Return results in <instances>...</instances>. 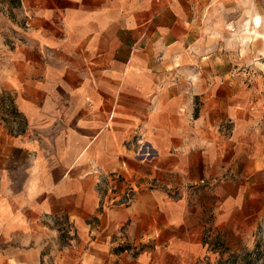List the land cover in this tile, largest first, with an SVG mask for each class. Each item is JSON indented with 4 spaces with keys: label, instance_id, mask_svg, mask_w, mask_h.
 Instances as JSON below:
<instances>
[{
    "label": "crops",
    "instance_id": "crops-1",
    "mask_svg": "<svg viewBox=\"0 0 264 264\" xmlns=\"http://www.w3.org/2000/svg\"><path fill=\"white\" fill-rule=\"evenodd\" d=\"M208 3L20 0L0 51V264H203L207 214L214 235L264 219L256 106L196 51ZM98 171L132 202L100 208Z\"/></svg>",
    "mask_w": 264,
    "mask_h": 264
},
{
    "label": "rangeland",
    "instance_id": "rangeland-1",
    "mask_svg": "<svg viewBox=\"0 0 264 264\" xmlns=\"http://www.w3.org/2000/svg\"><path fill=\"white\" fill-rule=\"evenodd\" d=\"M19 3L20 0H0V51L16 42ZM199 13L198 31L202 33L203 43L196 51L205 56L207 66L204 70L209 78L230 83L240 103H254L260 118L259 126L264 128V0H209L206 9ZM256 18L260 20L259 27ZM7 93L0 95H4V103L9 105L11 94ZM9 128L11 132H17L14 125L9 124ZM207 215L209 232L206 240L209 242L215 239L216 233L212 234L211 215ZM255 223L252 228L241 225L243 228L239 234L224 228L220 240L231 252L237 253L253 249L255 242L259 241L264 255V219ZM48 254L44 253L42 264H51ZM214 254L203 264H217L218 254ZM257 264H264V256L257 260Z\"/></svg>",
    "mask_w": 264,
    "mask_h": 264
},
{
    "label": "built area",
    "instance_id": "built-area-1",
    "mask_svg": "<svg viewBox=\"0 0 264 264\" xmlns=\"http://www.w3.org/2000/svg\"><path fill=\"white\" fill-rule=\"evenodd\" d=\"M226 131L231 132L229 126ZM152 148L141 143L136 151V156L141 157V161L150 163L152 160ZM96 186L100 197V207L113 205H129L135 195L136 187L129 183L118 171H98Z\"/></svg>",
    "mask_w": 264,
    "mask_h": 264
},
{
    "label": "trees",
    "instance_id": "trees-1",
    "mask_svg": "<svg viewBox=\"0 0 264 264\" xmlns=\"http://www.w3.org/2000/svg\"><path fill=\"white\" fill-rule=\"evenodd\" d=\"M2 94H8L7 91H3ZM10 99V103H13L12 97H8ZM0 100L2 103L5 102L4 95H0ZM11 105V104H10ZM12 108V114L16 115V113ZM203 243L208 244V250L214 253L218 254L217 264H257V260L262 258L263 255V249L261 248L260 242L256 241L254 244L253 249L248 250L244 249L242 253L237 252H231L229 248L226 246V244L220 240L219 235H216L215 239L213 241H207L206 238H203ZM117 250H124L127 249V247H117ZM226 257H224V253L229 252Z\"/></svg>",
    "mask_w": 264,
    "mask_h": 264
},
{
    "label": "bare ground",
    "instance_id": "bare-ground-1",
    "mask_svg": "<svg viewBox=\"0 0 264 264\" xmlns=\"http://www.w3.org/2000/svg\"><path fill=\"white\" fill-rule=\"evenodd\" d=\"M255 22H256V25H257V26H259V25H260V24H259V23H260V20H259V18H256V19H255Z\"/></svg>",
    "mask_w": 264,
    "mask_h": 264
}]
</instances>
